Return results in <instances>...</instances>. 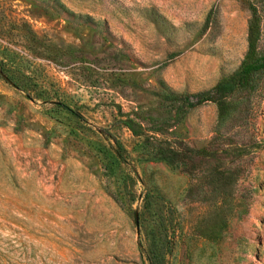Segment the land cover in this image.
Returning a JSON list of instances; mask_svg holds the SVG:
<instances>
[{
	"label": "rangeland",
	"instance_id": "rangeland-1",
	"mask_svg": "<svg viewBox=\"0 0 264 264\" xmlns=\"http://www.w3.org/2000/svg\"><path fill=\"white\" fill-rule=\"evenodd\" d=\"M251 8L264 52V0H0V264H264V73L158 135L195 171L120 124L235 72Z\"/></svg>",
	"mask_w": 264,
	"mask_h": 264
},
{
	"label": "trees",
	"instance_id": "trees-1",
	"mask_svg": "<svg viewBox=\"0 0 264 264\" xmlns=\"http://www.w3.org/2000/svg\"><path fill=\"white\" fill-rule=\"evenodd\" d=\"M260 18L255 8H251V18L247 28V48L244 57L238 67L227 78L219 81L211 89L193 95L162 94L159 99L167 103L168 107L160 113H134L120 120L132 136L142 139L146 150V162H163L186 172L195 171L202 163L215 158L208 147L200 149L190 148L182 142L171 141L158 136L163 130L178 125L192 109L212 103L217 108V126L221 127L233 111L230 102L232 96L239 90L252 91L253 77L264 73V52L259 51ZM112 141L113 162L127 164L129 155L121 142L112 134H106ZM112 164V163H111ZM148 264H158L153 256L144 258ZM142 264H145L144 262Z\"/></svg>",
	"mask_w": 264,
	"mask_h": 264
},
{
	"label": "water",
	"instance_id": "water-1",
	"mask_svg": "<svg viewBox=\"0 0 264 264\" xmlns=\"http://www.w3.org/2000/svg\"><path fill=\"white\" fill-rule=\"evenodd\" d=\"M1 76L4 78V80H6L7 82H9V80L5 76H3V75H1ZM136 229H137V233H138V223H137V220H136Z\"/></svg>",
	"mask_w": 264,
	"mask_h": 264
}]
</instances>
